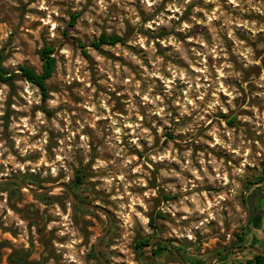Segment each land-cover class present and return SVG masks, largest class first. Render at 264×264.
<instances>
[{
    "label": "rangeland",
    "instance_id": "374dc122",
    "mask_svg": "<svg viewBox=\"0 0 264 264\" xmlns=\"http://www.w3.org/2000/svg\"><path fill=\"white\" fill-rule=\"evenodd\" d=\"M45 45L49 99L0 82V179L109 214L0 184V264H103L110 221L112 264H184L141 238L187 264L264 250V0H0L4 66L41 71Z\"/></svg>",
    "mask_w": 264,
    "mask_h": 264
},
{
    "label": "trees",
    "instance_id": "16d2710c",
    "mask_svg": "<svg viewBox=\"0 0 264 264\" xmlns=\"http://www.w3.org/2000/svg\"><path fill=\"white\" fill-rule=\"evenodd\" d=\"M77 15L73 16V19H75ZM125 41L124 36L119 35V34H107V33H102L99 38H96L92 41L91 46H93L96 49H101L103 45H115L117 43H123ZM54 47L51 45H45L42 50H41V60H42V69L41 71H37L34 67L30 65L23 64L19 66L18 71L16 70H9L4 66V57L2 52H0V82L8 84L10 87L14 88L16 80L21 77L35 86H37L42 93L43 100L46 101L50 97V88L47 84V80L52 77L56 67H57V60L54 55ZM23 179L29 183L32 184V181H29L27 177H23ZM261 180H264V176H262ZM79 183H82L83 180L82 178L78 177ZM13 184L16 185L15 182H12ZM1 186V185H0ZM259 191L262 192L261 189ZM264 195V192H262ZM47 194L44 195H38L40 198H45ZM79 198V197H78ZM83 202H87L86 199H81ZM75 207L78 209H85L83 207H80L79 205L75 204ZM160 216L162 214H159ZM153 221L155 217H152ZM240 242L243 241V237L240 236ZM239 242V243H240ZM251 244H254L252 242ZM150 245V239L149 238H141L136 242V247L138 249L143 248L144 246H149ZM156 248L154 250L155 254L159 255L162 253L164 249H168L167 245L163 242H156L155 243ZM229 254L226 253L225 255L221 256V258L218 260L219 263L223 262L226 259V256ZM94 258L99 260L97 257L96 253L93 252ZM109 260V259H108ZM18 264H23L20 260L17 261ZM247 264H264V255L261 254H256L254 253V256L247 261Z\"/></svg>",
    "mask_w": 264,
    "mask_h": 264
},
{
    "label": "water",
    "instance_id": "95a60500",
    "mask_svg": "<svg viewBox=\"0 0 264 264\" xmlns=\"http://www.w3.org/2000/svg\"><path fill=\"white\" fill-rule=\"evenodd\" d=\"M7 181H13L18 183L20 186L28 189L31 193L35 194V195H42V194H47L50 193L53 189L57 188V187H61L62 189H64L72 198V200L79 206L84 207V208H88V209H92V210H99V211H103L107 214H109V211L107 210V208L99 203H89V202H83L82 200H80L76 194L74 193V191L71 189V187L66 184V183H57V184H53L51 186H49L48 188L45 189H41V190H36L34 188H32L28 183H26L25 181H23L22 179L18 178V177H12V178H4V179H0V184H3ZM111 226V221L109 223V225L106 227V229L104 230V232L99 236V238L97 239L95 245H94V250L95 253L97 255V257L99 258V260L103 263V264H112L111 262H109L102 254V252L99 250V244L102 241V239L106 236V234L108 233L109 229ZM157 241H161L164 242L167 246H169L180 258V260L184 263L187 264L184 260V258L170 245V243L162 238H153L150 240V245L152 248V256L154 257L155 253L153 250V245L154 242ZM232 250H243V249H248V250H253L256 254H261L264 255V250L252 245V244H248V245H239V246H235L231 248ZM227 252V250H223L221 251L216 258L211 259L207 262V264H212L213 261L217 260L219 257H221L223 254H225ZM22 260V257L20 258Z\"/></svg>",
    "mask_w": 264,
    "mask_h": 264
},
{
    "label": "clouds",
    "instance_id": "9594fccd",
    "mask_svg": "<svg viewBox=\"0 0 264 264\" xmlns=\"http://www.w3.org/2000/svg\"><path fill=\"white\" fill-rule=\"evenodd\" d=\"M152 2H154V0H149V3H152ZM233 2L235 3L236 0H233Z\"/></svg>",
    "mask_w": 264,
    "mask_h": 264
}]
</instances>
